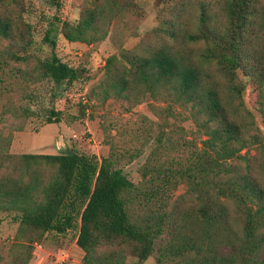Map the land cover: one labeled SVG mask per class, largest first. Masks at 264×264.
I'll return each mask as SVG.
<instances>
[{"label":"trees","instance_id":"trees-1","mask_svg":"<svg viewBox=\"0 0 264 264\" xmlns=\"http://www.w3.org/2000/svg\"><path fill=\"white\" fill-rule=\"evenodd\" d=\"M133 1L91 0L78 21L53 15L43 40L50 51L34 56L40 79L62 86L83 78L85 68L59 57L58 37L88 45L102 41L108 33L104 29ZM184 1L163 0L168 5ZM52 2L59 11L60 0ZM21 10V0H0V71L9 60H23L19 54L29 55L32 47L31 27ZM223 10V25L202 11L198 31L187 40L205 45L203 64L215 66L234 95L241 97L248 83L264 92V0H224ZM4 41L9 42L6 49ZM93 94L101 101H143L164 94L190 112L205 138L202 146L159 162L177 147L156 139L141 169L146 186L141 191L120 165L123 154L114 148L104 158L73 149L17 156L9 151L11 139L0 136V214L40 237L78 232L83 264H128L127 257L137 259L133 264L150 257L157 264H264V182L257 176L264 171V141L246 133L209 72L168 49L147 56L123 51L121 57L107 59ZM178 116L171 107L159 114L164 122ZM61 121L56 111L47 118L48 124ZM164 122L158 124L163 132ZM250 144L259 146V164L242 155ZM237 159L247 161L244 169L230 163ZM180 185L194 204L169 211L170 193ZM141 193L140 205L150 214H136ZM235 223L242 228L234 229Z\"/></svg>","mask_w":264,"mask_h":264},{"label":"rangeland","instance_id":"rangeland-1","mask_svg":"<svg viewBox=\"0 0 264 264\" xmlns=\"http://www.w3.org/2000/svg\"><path fill=\"white\" fill-rule=\"evenodd\" d=\"M21 1V14L31 27L32 47L29 55L19 54L23 60H9L0 71V136L11 139V154L58 155L73 149L104 158L114 148L123 154L120 165L124 172L141 187V191H145L141 169L151 157L156 139L174 142L177 147L159 160L162 162L168 157H185L191 149H196V145L201 147V141L205 139L202 132L190 112L164 94L143 101H101L93 90L104 77L109 57H121L123 51L147 56L161 49L189 56L195 65L209 72L219 83L224 101L232 104L237 119L246 125V133L264 141V92L260 93L248 83L241 97L234 95L216 67L203 64L201 53L205 45L187 40V35L198 31L202 11L211 15L215 23H226L224 0H185L176 5L164 4L163 0H134L131 7L123 9L118 19L104 29L108 33L102 41L92 45L70 43L60 35L57 53L61 60L72 67L86 69L83 78L62 86L40 79L34 56L44 57L50 51L43 40L53 15L78 21L91 0H60L59 11L52 0ZM120 1L127 4V0ZM8 44L4 41L1 46L6 49ZM239 77L243 81L244 76L240 74ZM169 107L179 116L164 122L159 114ZM51 111L61 113L60 123H47ZM163 122L167 125L164 132L158 127ZM242 155L254 165L261 161L256 144H250ZM246 162L242 159L230 161L241 169L245 168ZM257 176L264 182V171ZM186 190L185 185H180L170 193L169 211L176 206L189 208L194 204ZM142 194L138 205V199L135 201L137 215L150 214L149 208L140 205ZM233 228L240 230L242 226L235 223ZM77 233L40 237L21 231L11 217L0 214V264H83L85 253L77 246ZM136 262L134 257L126 258L128 264ZM143 264H157V260L150 257Z\"/></svg>","mask_w":264,"mask_h":264}]
</instances>
